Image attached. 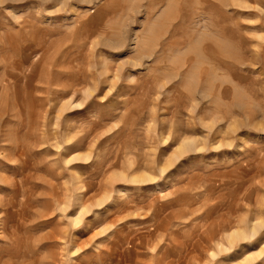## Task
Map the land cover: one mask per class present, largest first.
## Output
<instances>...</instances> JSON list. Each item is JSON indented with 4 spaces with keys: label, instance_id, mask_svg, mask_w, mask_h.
Segmentation results:
<instances>
[{
    "label": "rangeland",
    "instance_id": "rangeland-1",
    "mask_svg": "<svg viewBox=\"0 0 264 264\" xmlns=\"http://www.w3.org/2000/svg\"><path fill=\"white\" fill-rule=\"evenodd\" d=\"M0 264H264V0H0Z\"/></svg>",
    "mask_w": 264,
    "mask_h": 264
},
{
    "label": "bare ground",
    "instance_id": "bare-ground-1",
    "mask_svg": "<svg viewBox=\"0 0 264 264\" xmlns=\"http://www.w3.org/2000/svg\"><path fill=\"white\" fill-rule=\"evenodd\" d=\"M179 149H180V148H179ZM118 174H119V173H118ZM136 178H138V177H136ZM136 178H134V179H136ZM232 231H233V230H232ZM237 231H239V230H237ZM237 231H236V232H232V233L229 232L228 237H229V236H232L234 233H238Z\"/></svg>",
    "mask_w": 264,
    "mask_h": 264
}]
</instances>
